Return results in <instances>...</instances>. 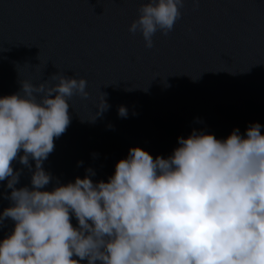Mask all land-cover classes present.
I'll return each instance as SVG.
<instances>
[{
	"label": "clouds",
	"instance_id": "clouds-1",
	"mask_svg": "<svg viewBox=\"0 0 264 264\" xmlns=\"http://www.w3.org/2000/svg\"><path fill=\"white\" fill-rule=\"evenodd\" d=\"M183 6L147 0L128 31L151 48ZM50 80H23L0 96V181L11 189L0 221L13 222L0 239V264H264V126L252 122L243 135L233 128L223 139L193 129L167 157L130 147L106 181L85 169L44 190L51 176L42 162L70 122L68 101L88 96L83 78ZM118 115L127 116L123 106ZM30 158L31 187H14L11 163L31 167Z\"/></svg>",
	"mask_w": 264,
	"mask_h": 264
},
{
	"label": "water",
	"instance_id": "water-1",
	"mask_svg": "<svg viewBox=\"0 0 264 264\" xmlns=\"http://www.w3.org/2000/svg\"><path fill=\"white\" fill-rule=\"evenodd\" d=\"M146 2L0 0V96L23 80L55 83L56 74L86 81L88 96L68 101L70 122L42 162L51 176L44 190L83 178L85 169L93 182L106 181L130 147L167 157L193 129L223 139L233 128L243 135L252 122L264 126V0H184L172 30L157 31L151 48L128 31ZM29 165L11 163L14 187H31V158ZM10 192L0 181V211ZM12 227L0 221V239Z\"/></svg>",
	"mask_w": 264,
	"mask_h": 264
}]
</instances>
